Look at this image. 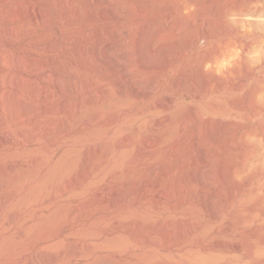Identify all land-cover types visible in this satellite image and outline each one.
Instances as JSON below:
<instances>
[{
  "label": "rangeland",
  "instance_id": "rangeland-1",
  "mask_svg": "<svg viewBox=\"0 0 264 264\" xmlns=\"http://www.w3.org/2000/svg\"><path fill=\"white\" fill-rule=\"evenodd\" d=\"M67 2L0 0V264H264V0Z\"/></svg>",
  "mask_w": 264,
  "mask_h": 264
},
{
  "label": "bare ground",
  "instance_id": "bare-ground-1",
  "mask_svg": "<svg viewBox=\"0 0 264 264\" xmlns=\"http://www.w3.org/2000/svg\"><path fill=\"white\" fill-rule=\"evenodd\" d=\"M30 1V0H29ZM60 2H61V4H62V6H65V7H67V5H68V2H67V0H60ZM70 5V4H69ZM68 5V6H69ZM70 7H68L67 9H66V15H67V19H66V24H73V23H75V20L72 18V16H71V14L69 13V12H71L70 11V9H69ZM30 10V9H29ZM29 13H30V15H33L34 16V18L35 19H38V20H40V21H44V22H48V20H47V14H46V12H45V10H43V8L41 9L40 7H36L35 9H33V10H31V11H29ZM47 20V21H46ZM9 30V29H8ZM84 47H82L81 45H77L76 46V48H75V52L76 53H79V54H83V52H84ZM106 50V49H105ZM110 52V51H109ZM106 84V83H105ZM90 86V85H89ZM105 86V85H104ZM71 89H72V91L73 92H78V89H76L74 86H72L71 87ZM110 90H113V89H108V94H109V92L111 93V91ZM112 94V93H111ZM115 94V93H114ZM114 97V96H113ZM101 99V98H100ZM113 99V98H112ZM85 103H83V104H77V106L75 107L76 108V110H75V112H74V114H73V116H72V118H71V120L69 121V125H71L72 123H76V122H78L81 118H82V116H84V115H86L87 113H91V112H94V111H97V110H100V109H105V110H109V109H112V107L114 106V104L112 103V101L111 100H109V101H107V100H95V99H93V98H90V99H88V100H86V101H84ZM64 104V103H63ZM62 104V110H63V112H64V114H67V111H66V106L65 105H63ZM45 107V106H44ZM44 107H43V109H44ZM48 109V107L45 109V110H47ZM68 109V108H67ZM0 111H1V108H0ZM38 113V109L34 112V114H36V115H38L37 114ZM19 119V118H18ZM2 121V120H1ZM0 121V129L2 128V122ZM16 121V120H15ZM70 122H71V124H70ZM4 125V124H3ZM103 130H106V129H103ZM95 131V130H94ZM97 131V130H96ZM101 131V130H100ZM4 141H6V138H4V137H1L0 136V142H4ZM104 151V150H103ZM101 155L103 154V152L102 151H100L99 152ZM100 154L98 155L99 156V158H100ZM13 170V169H12ZM26 171H29L28 169H26V170H21L20 172H22L20 175L19 174H17L16 173V176H13V180H10L9 182H6V180H8L7 178H6V180L4 179V176H2V174H4V170L3 169H1L0 168V189L2 190V189H7V188H10V187H12V186H16V184L17 183H19V181H21L20 180V178L21 177H23V175L25 176V174L27 173ZM7 172V171H6ZM30 173V172H29ZM18 175V176H17ZM27 176V175H26ZM22 184V183H21ZM14 186V187H15ZM20 186V187H19ZM19 186H17V188L15 189V190H17L18 189V187H19V189L20 188H22V186L23 185H19ZM39 188V187H38ZM37 188V189H38ZM32 189H34V188H32ZM12 191V192H11ZM10 191V193H8V195L6 194L5 195V197L4 196H0V206H1V208H2V206L4 205V204H6L7 202H10V200L12 199V196H14L13 195V193H15L16 191H14V188L12 189ZM31 190H30V194H28V192L26 193V196H23L24 197V199L26 200L28 197H30L31 196ZM3 194V193H2ZM25 195V194H24ZM13 206H15V205H13ZM12 206V207H13ZM12 207L10 206V208L12 209ZM1 208H0V210H1ZM14 208V207H13ZM13 213V212H12ZM11 213V214H12ZM17 215V214H16ZM13 216V215H12ZM14 216H15V214H14ZM11 217V215L9 216V218ZM14 218V217H13ZM11 219V218H10ZM26 220V219H25ZM6 221H9V219L8 220H6ZM11 221V220H10ZM9 221V222H10ZM13 221V220H12ZM5 223V226H7V225H9L10 223ZM12 224V223H11ZM4 226V227H5ZM4 229V228H3ZM5 237V236H4ZM7 238V237H6ZM5 238V239H6ZM4 241V240H3ZM2 241V242H3ZM5 242H14V240H11L10 239V237H8L7 238V240L6 241H4V243ZM3 245V243H1V240H0V246H2Z\"/></svg>",
  "mask_w": 264,
  "mask_h": 264
}]
</instances>
